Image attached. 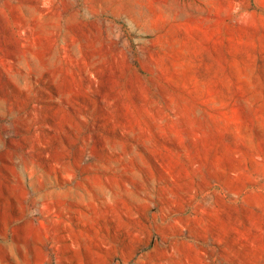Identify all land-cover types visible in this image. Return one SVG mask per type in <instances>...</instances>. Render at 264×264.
I'll return each instance as SVG.
<instances>
[{"label": "rangeland", "instance_id": "obj_1", "mask_svg": "<svg viewBox=\"0 0 264 264\" xmlns=\"http://www.w3.org/2000/svg\"><path fill=\"white\" fill-rule=\"evenodd\" d=\"M0 264H264V0H0Z\"/></svg>", "mask_w": 264, "mask_h": 264}, {"label": "bare ground", "instance_id": "obj_2", "mask_svg": "<svg viewBox=\"0 0 264 264\" xmlns=\"http://www.w3.org/2000/svg\"><path fill=\"white\" fill-rule=\"evenodd\" d=\"M145 97H146V96H145ZM147 98H148V97H147ZM139 99H140V98H139ZM145 101H146V100H145ZM137 105H138V104H137ZM144 105H145V104H144ZM152 105H154V104L152 103ZM153 108H154V107H153ZM100 129H101V128H100ZM102 129H103V128H102ZM111 133H112V132H111ZM113 133H114V132H113ZM113 133H112V134H113ZM130 134H131V133H130ZM119 137H120V135H119ZM122 138H123V137H122ZM127 139H128V138H127ZM124 141H125V140H124ZM115 142H116V141H115ZM105 144H106V143H105ZM125 145H126V144H125ZM128 145H129V144H127V146H128ZM134 145H135V144H134ZM136 145H137V144H136ZM105 146H106V145H105ZM117 146H119V145H117ZM127 146H126V147H127ZM124 147H125V146H124ZM124 147H123V148H124ZM135 149H136V148H135ZM137 149H138V148H137ZM130 151H131V150H130ZM137 151H138V150H137ZM103 155H104V154H103ZM141 156H142V155H141ZM102 157H103V156H102ZM153 158H154V157H153ZM24 159H25V158H24ZM105 159H106V158H105ZM27 162H28V161H27ZM47 163H48V162H47ZM35 168H36V167H35ZM158 174H159V173H158ZM51 175H52V174H51ZM51 177H52V176H51ZM158 178H159V177H158ZM154 179H155V178H154ZM159 180H160V179H159ZM163 181H164V180H163ZM21 182H22V181H21ZM149 184H150V183H149ZM153 184H154V183H153ZM136 188H137V187H136ZM143 188H144V187H143ZM144 195H145V194H144ZM207 227H208V226H207ZM225 243H226V242H225ZM243 259H244V258H243ZM243 259H242V260H243ZM243 261H244V260H243Z\"/></svg>", "mask_w": 264, "mask_h": 264}]
</instances>
